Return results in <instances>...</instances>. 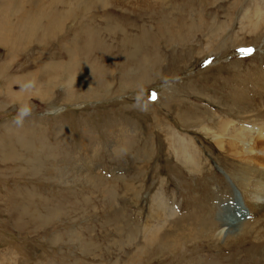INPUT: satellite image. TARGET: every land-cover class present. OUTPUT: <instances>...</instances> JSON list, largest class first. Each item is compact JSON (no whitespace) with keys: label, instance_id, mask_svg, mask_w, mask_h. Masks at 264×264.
Returning a JSON list of instances; mask_svg holds the SVG:
<instances>
[{"label":"rangeland","instance_id":"1","mask_svg":"<svg viewBox=\"0 0 264 264\" xmlns=\"http://www.w3.org/2000/svg\"><path fill=\"white\" fill-rule=\"evenodd\" d=\"M2 21L0 264H264L241 186L264 0H0ZM227 199L233 228L203 227ZM151 207L171 215L142 234Z\"/></svg>","mask_w":264,"mask_h":264},{"label":"bare ground","instance_id":"2","mask_svg":"<svg viewBox=\"0 0 264 264\" xmlns=\"http://www.w3.org/2000/svg\"><path fill=\"white\" fill-rule=\"evenodd\" d=\"M7 1V0H6ZM94 0H90V2L92 3ZM82 7V6H81ZM82 10H85L84 8H82ZM12 11V10H11ZM71 11H69V13H70ZM69 15H64V17H68ZM63 17V16H62ZM4 23H5V25H4V29H6V30H8V29H10V27L8 26L9 25V22H8V20L6 19V16H4ZM17 21V20H16ZM2 23H3V21L0 23V25L1 26H3L2 25ZM18 24H20V22L18 23ZM0 28H2V27H0ZM28 28V27H27ZM3 29V30H4ZM29 29V28H28ZM34 29V28H33ZM2 31V30H1ZM4 34V33H3ZM2 39V38H1ZM231 121H226V122H222V121H220V123H218L219 124V128L221 129V132H224V131H226V129H227V127H228V125H232V126H234V124L232 123H230ZM235 123V122H234ZM218 126V125H217ZM241 128V127H240ZM249 131H250V129H249ZM256 131V130H255ZM260 131V130H259ZM258 132V131H257ZM235 133V132H234ZM250 133V132H249ZM249 133H247V132H244L243 134H245L244 135V137L242 138L243 139V141H246V142H248V140H249V138H250V134ZM256 133V132H255ZM252 134H254V133H252ZM235 135H236V133L235 134H233L232 136H230V139L231 140H233L234 138H235ZM226 137L225 135H223V133L222 134H216V133H214L213 135H212V139H213V141L215 142V144L219 147V148H221L222 147V145H221V142H220V140H219V138H222V137ZM253 136H256L255 134L253 135ZM259 136V137H258ZM256 138H255V140L256 141H258V140H260L261 138H263L264 139V135H263V133L262 134H259ZM252 138V137H251ZM255 141V142H256ZM254 142V141H253ZM245 145V144H244ZM262 154H264V153H262ZM251 161L252 162H255V163H259L260 164V166H257V167H255V168H253V169H250V168H246V167H244L243 169H244V171L243 172H241V173H244L245 175H243L242 177H241V174L239 175L240 177H241V179H242V181H241V186H242V190L244 191V193H243V197H244V200H245V202H246V204H247V208H248V211H249V213L250 212H253L252 213V218H250L251 220H249V221H244L245 222V224L244 225H246V226H255V223L256 222H263L264 223V159H260L259 157H254L253 159H251ZM248 169V170H247ZM242 170V169H241ZM240 170V171H241ZM246 172H248V174L246 173ZM238 173V172H237ZM228 178V177H227ZM227 181L228 182H230V178H228L227 179ZM233 183V182H232ZM228 192V191H227ZM160 193V192H159ZM222 201V200H221ZM223 201H224V199H223ZM225 202L226 203H228V204H225L224 205V207L223 208H221V206H219L220 205V203H219V207L217 208V210H212L210 207H208V205H205V203H203V205L201 204V205H199L198 207H199V211L198 212H200V216H201V225L203 226V227H208L209 229H212L213 227H214V225H216V226H219V227H221V228H223L224 230H229V229H231V228H233V223H234V220L236 219V218H234V214L232 213V205H231V203H230V200L229 199H227V200H225ZM160 205V204H159ZM155 207H158V206H155ZM153 208L154 207H151L150 208V212H151V215H150V217H152L153 218V222L155 223V224H145L144 226H143V229H142V234H145V232H146V234H148V231L147 230H152L151 228L152 227H157L158 225H159V223H156L157 221H158V217L159 216H161V215H163V214H166L165 216H163V221H164V219L167 217V216H169V214L170 213H168V212H165V211H163L162 213L159 211V208L157 209H155L154 211H153ZM173 210H174V208H171L170 209V211L169 212H173ZM171 215V214H170ZM148 218V217H147ZM256 219V220H255ZM253 220H255V221H253ZM148 221V220H147ZM150 222H152V221H150ZM252 222H254V224L253 225H251L252 224ZM260 222V223H261ZM141 229V228H140ZM225 234V233H228V231H221V230H219L218 231V234ZM132 234V233H131ZM141 234V235H142ZM150 234V233H149ZM149 236V235H148ZM142 237H143V235H142ZM135 238V237H134ZM146 238V237H145ZM183 239V238H182ZM200 239H202V238H200ZM183 241V240H182ZM200 241H202V240H199L198 242H200ZM195 243V242H194ZM139 244V243H138ZM177 245V241H173L172 242V244H171V246L172 247H175ZM206 246V245H205ZM204 250V249H203ZM205 252H207V247H206V249H205ZM202 257V256H201ZM213 257V256H212ZM196 258V257H195ZM207 258H209V257H206V256H204L203 258H201V262H200V264H210V258L209 259H207ZM218 259V258H217ZM213 263V262H212ZM211 263V264H212ZM215 263V262H214Z\"/></svg>","mask_w":264,"mask_h":264}]
</instances>
